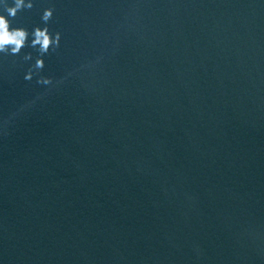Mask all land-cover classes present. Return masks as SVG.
I'll list each match as a JSON object with an SVG mask.
<instances>
[{"label":"water","instance_id":"obj_1","mask_svg":"<svg viewBox=\"0 0 264 264\" xmlns=\"http://www.w3.org/2000/svg\"><path fill=\"white\" fill-rule=\"evenodd\" d=\"M12 4L0 264H264V0Z\"/></svg>","mask_w":264,"mask_h":264},{"label":"clouds","instance_id":"obj_2","mask_svg":"<svg viewBox=\"0 0 264 264\" xmlns=\"http://www.w3.org/2000/svg\"><path fill=\"white\" fill-rule=\"evenodd\" d=\"M24 0H13L11 7L6 8L7 17H15L17 12L24 7ZM27 7H31V4H28ZM52 15L51 10H47L44 13L43 19L47 21ZM28 33L22 28H10L9 19L5 15L0 14V51H5L7 48H11L13 53H18L23 47ZM34 40L32 41L33 45H39L42 52H47L49 47L53 43L59 41V36L53 40L47 29L41 30L37 28L34 32ZM42 62H37V67H41Z\"/></svg>","mask_w":264,"mask_h":264}]
</instances>
